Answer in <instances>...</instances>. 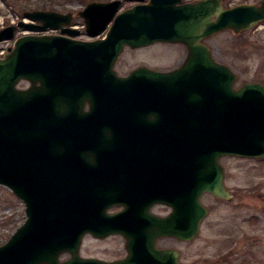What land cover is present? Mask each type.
<instances>
[{
    "label": "water",
    "instance_id": "95a60500",
    "mask_svg": "<svg viewBox=\"0 0 264 264\" xmlns=\"http://www.w3.org/2000/svg\"><path fill=\"white\" fill-rule=\"evenodd\" d=\"M178 1L149 0L124 10L121 0L90 1L77 14L88 36L106 30L93 40L76 39L80 31L70 26L72 13L54 10L26 11L28 20L0 29V41L13 39L18 28L29 31L0 57V185L22 200L26 216L0 245V264H63L57 259L64 251L77 260L83 234L94 230L93 158L117 156L121 148L114 149L109 138L99 145L62 120L86 102L99 111L154 105L180 112L179 122H169L180 127L159 133L157 155L171 161L163 163L157 201L172 211L152 223L156 236L189 241L208 214L201 195L232 198L221 157L264 158V84L234 88L237 75L200 42L223 30L238 34L256 26L264 20V0L228 8L219 0ZM47 30L59 34H39ZM159 41L187 46L181 68L157 75L142 66L123 76L114 70L125 46ZM144 76L157 77L158 90L147 91ZM20 81L30 84L20 88ZM141 135L126 142V156L146 155ZM151 226L143 224L140 236L148 237ZM171 252L158 251L161 260Z\"/></svg>",
    "mask_w": 264,
    "mask_h": 264
},
{
    "label": "flooded vegetation",
    "instance_id": "af4514ba",
    "mask_svg": "<svg viewBox=\"0 0 264 264\" xmlns=\"http://www.w3.org/2000/svg\"><path fill=\"white\" fill-rule=\"evenodd\" d=\"M134 1L133 5L147 3L149 0ZM197 1L199 0H180L177 5ZM219 1L223 7H227V0ZM239 3L259 4L254 0L250 2L240 0L236 4ZM80 19L82 20L80 26L85 25L83 18L80 17ZM79 30L78 39H89L83 34L81 27ZM49 33L58 34V31H49ZM105 33L106 30L96 38H101ZM209 38H203L200 42L208 46L206 40ZM154 44L173 46L174 52L179 55V59L175 64L166 67L159 65V63L146 61L126 72H120L118 64L125 49H144ZM151 45L125 46L114 63V70L117 74L127 75L133 69L142 66L147 69L146 71L157 75V72L160 71L181 68L188 55L187 46L181 42H155ZM141 81L147 85H145L147 91L158 90L159 79L157 77L144 76ZM26 83L28 86L29 83ZM179 115V111H164L154 107V105L142 110L99 111L90 109L88 102H86L84 108L68 114L66 118L62 117L64 122L67 121L69 125L76 126L77 129L81 130L84 137L95 140L99 145H102L101 140L103 138H109V143L114 144L113 148H121V151H117L119 154L117 156L93 158L95 163L94 174L98 179V189L95 191L97 198L93 213L94 230L83 234L77 249V260H73V254L70 251H64L58 256L57 261L59 263L186 264L182 260V253L177 245L180 242L188 241L172 236H156L152 224L172 211L169 205L157 201L160 189V180L158 179L163 175V163L171 161V158L159 157L157 148L160 132L176 130L180 127L179 123L176 125L169 124V122H179L181 119L178 117ZM138 133H142L141 141L146 145V155L141 157L126 156V142L135 141ZM151 144L153 146H150ZM219 163L223 169L225 182V168L221 163V158ZM204 195L215 197L210 193H203L201 199ZM133 209L134 212H132ZM137 209L139 212L135 211ZM146 223L152 225L149 236L141 237L140 228ZM163 250L173 251L167 254L166 260H161V255L158 253V251ZM133 255L137 256L138 260L133 261ZM86 259L91 261L85 263Z\"/></svg>",
    "mask_w": 264,
    "mask_h": 264
},
{
    "label": "rangeland",
    "instance_id": "374dc122",
    "mask_svg": "<svg viewBox=\"0 0 264 264\" xmlns=\"http://www.w3.org/2000/svg\"><path fill=\"white\" fill-rule=\"evenodd\" d=\"M43 1L48 3L47 6L37 7ZM90 1L93 0H86V3ZM121 1L122 9L135 2ZM239 1L227 0V4ZM254 1L259 4L261 2ZM86 3L82 0H0V28L26 18L23 13L32 10L70 12L73 15L72 25L79 28L82 20L77 13ZM25 32L18 29L16 37ZM14 39L0 42V53L13 46ZM206 44L215 59L236 73L235 88L243 82L257 81L264 84V20L256 27L238 34L231 30L216 33L206 40ZM174 51L173 46L160 44L144 49H125L118 68L120 72H126L146 61L164 67L173 65L179 59ZM26 85V82H21L18 86ZM221 163L225 168L224 184L232 198L224 200L209 195L202 197L209 212L201 222L195 238L177 245L182 260L186 264H264V158L225 156L221 158ZM24 208L21 199L0 185V245L25 220Z\"/></svg>",
    "mask_w": 264,
    "mask_h": 264
},
{
    "label": "trees",
    "instance_id": "16d2710c",
    "mask_svg": "<svg viewBox=\"0 0 264 264\" xmlns=\"http://www.w3.org/2000/svg\"><path fill=\"white\" fill-rule=\"evenodd\" d=\"M83 2H85L86 3V0H82ZM51 3H53L52 1H51ZM47 2L46 1H43L42 2V5H40V6H37V7H40V8H45L46 6H47ZM53 6H49L48 8H52Z\"/></svg>",
    "mask_w": 264,
    "mask_h": 264
}]
</instances>
